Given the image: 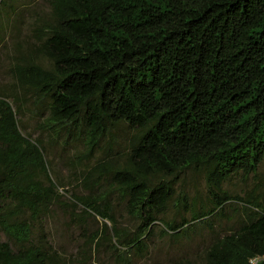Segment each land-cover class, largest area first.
I'll list each match as a JSON object with an SVG mask.
<instances>
[{
	"label": "trees",
	"instance_id": "obj_1",
	"mask_svg": "<svg viewBox=\"0 0 264 264\" xmlns=\"http://www.w3.org/2000/svg\"><path fill=\"white\" fill-rule=\"evenodd\" d=\"M51 6L36 51L50 65L30 57L15 73L37 104H46V125L81 134L89 153L113 137V127L133 130L127 161H99L84 183L93 192L111 176L140 224L118 225L109 190L74 194L86 214L105 220L92 240L145 251V237L176 193L174 182L193 169L204 173L212 203L203 211L191 207L193 221L221 213L231 200L244 205L246 216L212 241L203 264H264V183L258 195L223 187L232 175L264 165V0H51ZM16 114L9 95L0 94V229L22 244L16 251L0 236V264H55V251L31 242L32 223L14 220L25 210L38 217L58 187L40 142L22 132ZM191 219L164 222V231Z\"/></svg>",
	"mask_w": 264,
	"mask_h": 264
},
{
	"label": "rangeland",
	"instance_id": "obj_2",
	"mask_svg": "<svg viewBox=\"0 0 264 264\" xmlns=\"http://www.w3.org/2000/svg\"><path fill=\"white\" fill-rule=\"evenodd\" d=\"M52 15L51 0H5L0 5V94L9 95L22 132L40 142L50 166V176L58 185L57 196L38 217L25 210L14 220L26 219L32 223L31 242L55 251V264H203L205 251L212 241L237 229L246 216L244 205L231 200L225 203L221 213L193 221L191 207L198 211L212 207L206 177L193 169L181 174L174 182L176 193L145 237L148 245L145 251L136 248L128 251L119 248V251L108 238L92 240L105 220L95 214H86L74 194L95 195L102 194L103 189L109 190V201L118 225L136 230L140 224V219L128 211V198L112 187L111 176L104 178L93 192L84 183L87 170L99 161L108 158L118 166L127 161L133 130L126 124L113 127V137L102 138L96 149L89 153L81 134H71L67 130L57 134L46 125V104H37L34 94L21 86L15 73L16 65L26 63L30 57L50 65L49 59L36 51L41 37L38 27L49 22ZM36 177L49 184L44 172H37ZM263 183L264 165H260L255 174L239 172L232 175L223 187L234 195H258ZM183 194L186 199L182 201ZM184 219H191V222L185 227L164 231V222L181 226ZM0 236L14 250L22 247L2 228Z\"/></svg>",
	"mask_w": 264,
	"mask_h": 264
},
{
	"label": "built area",
	"instance_id": "obj_3",
	"mask_svg": "<svg viewBox=\"0 0 264 264\" xmlns=\"http://www.w3.org/2000/svg\"><path fill=\"white\" fill-rule=\"evenodd\" d=\"M256 260H257V257L252 258V259H251V262H252V263H256Z\"/></svg>",
	"mask_w": 264,
	"mask_h": 264
}]
</instances>
